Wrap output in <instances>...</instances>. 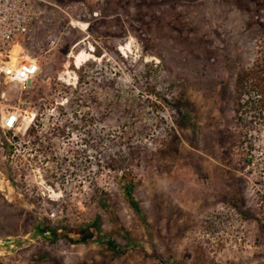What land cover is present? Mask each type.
<instances>
[{
    "label": "rangeland",
    "instance_id": "obj_1",
    "mask_svg": "<svg viewBox=\"0 0 264 264\" xmlns=\"http://www.w3.org/2000/svg\"><path fill=\"white\" fill-rule=\"evenodd\" d=\"M34 1L0 264H264V0Z\"/></svg>",
    "mask_w": 264,
    "mask_h": 264
},
{
    "label": "built area",
    "instance_id": "obj_2",
    "mask_svg": "<svg viewBox=\"0 0 264 264\" xmlns=\"http://www.w3.org/2000/svg\"><path fill=\"white\" fill-rule=\"evenodd\" d=\"M32 1L34 0H0V100L5 96L4 85L14 82L23 88L27 87L39 70L36 59L21 61L15 66L11 64L15 46L23 48V37L34 28L37 15L31 5ZM18 117L17 111H7L2 116L1 128L15 130Z\"/></svg>",
    "mask_w": 264,
    "mask_h": 264
},
{
    "label": "trees",
    "instance_id": "obj_3",
    "mask_svg": "<svg viewBox=\"0 0 264 264\" xmlns=\"http://www.w3.org/2000/svg\"><path fill=\"white\" fill-rule=\"evenodd\" d=\"M127 189V198H128V201H129V204L137 209L138 208V205H137V202H136V199L134 198L131 190H132V186H127L125 187ZM91 227V226H90ZM36 232L38 233H43L45 231H50L53 232L54 230L53 229H50V227L48 228H45L43 226H40V225H37L36 228H35ZM71 231V230H70ZM73 231V230H72ZM97 235H95L94 231H88L86 233H81V236L79 237L78 241L79 242H89V241H92V240H95V238ZM102 237H99L100 240H102L105 245L113 250L115 253L119 254L123 251V249L117 244V242L113 239H108V240H103L101 239Z\"/></svg>",
    "mask_w": 264,
    "mask_h": 264
},
{
    "label": "bare ground",
    "instance_id": "obj_4",
    "mask_svg": "<svg viewBox=\"0 0 264 264\" xmlns=\"http://www.w3.org/2000/svg\"><path fill=\"white\" fill-rule=\"evenodd\" d=\"M20 47V46H19ZM127 50V52H130L131 51V49H130V46H128V48L126 49ZM133 50V49H132ZM20 51V53H22V55L21 54H19V59L18 60H15V59H13V56H12V61H11V64L12 65H16V64H18V63H20L21 61H26V60H28V61H35V59H33L32 57H30L28 54H26V53H24V52H22L23 51V49L21 50V48H20V50H18V45H16L15 46V52H19ZM22 58H21V57Z\"/></svg>",
    "mask_w": 264,
    "mask_h": 264
}]
</instances>
